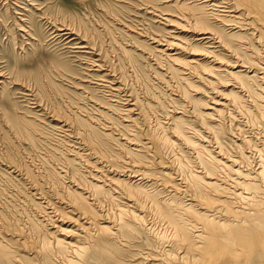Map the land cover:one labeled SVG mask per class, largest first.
<instances>
[{
  "label": "bare ground",
  "instance_id": "6f19581e",
  "mask_svg": "<svg viewBox=\"0 0 264 264\" xmlns=\"http://www.w3.org/2000/svg\"><path fill=\"white\" fill-rule=\"evenodd\" d=\"M4 2L7 9L13 13L14 18L18 17L15 21H17L16 27L19 33L16 31L17 34L14 36L10 33L11 29L7 30L8 43L4 46L6 50L0 49V125L3 126L5 133L11 138L21 137L27 139L29 148L32 150H38L39 147L46 146L56 153L58 147L65 146V149L64 147L61 148V150L64 149L63 152L60 153V150H58L59 157L61 156V159H63L60 164H64L71 171L72 176L67 184L64 175L56 169L57 167L51 163L49 164L48 159L44 157L45 159H42L43 167L45 163L48 166L42 168L44 170L42 175L39 173L34 175L38 181H32L28 172L24 171L18 164L0 158V166L2 167H0V179L13 183L23 189L22 191L25 194L22 183L26 182L24 180L26 175L31 184L30 187L28 186L29 193L24 196H27V198L34 197L38 200H35L36 205L43 208L45 220L51 223L54 220H59L57 217L63 214L71 213L75 215V219L78 221L77 228L90 239H99L96 248L97 251L101 250L103 253H106V249L109 247L108 244L104 245V242L100 240L102 233H107L108 238L118 239L121 232L128 233V229H135L129 219L132 220L133 215L138 214L129 211V208L155 205L158 218L173 230L171 245L166 253L171 263H174L173 260H178L180 262L188 261V263L185 262L186 264H189V262L191 264H264V223H262L264 215L259 214H264V201L258 200L264 195V161L260 160L259 164L256 165L253 172L254 176L251 175L252 172L251 174L246 172L245 175L248 177H240L244 170H242V165L239 164L237 159L242 162L248 159L242 152L241 145L237 146L240 155L235 156L223 152L218 147L220 157L229 162V164H226V162L221 161V158L220 160L217 158V161H215L220 162V178L212 175L217 172L212 171L213 165L205 159V161H200L204 164L206 170L202 167L203 170L191 173V182H188V175L187 177L174 176L175 181L170 178L162 181V186L159 189L171 194V198L178 196L185 199V201L182 199L185 204L179 206L175 214L178 216L185 215L187 220L195 222L194 234L189 238L184 231L179 232L178 227L174 225L175 215L171 211L157 206L160 204L156 202L154 194L148 191L149 188L161 184V182L149 177V173L145 171L144 167H140L138 161L130 160L123 165H113L108 156L101 151L100 146L97 147L99 139L93 137L94 134L97 136L100 134L107 138L109 142H118L120 146L126 149L128 156L145 154L150 159H154V156L158 154L157 149L159 146L158 144L156 146L155 139L151 134L145 133L143 138L145 141L137 145L138 148L131 147L132 144L135 145L133 138L124 136L126 129L134 127L136 121L146 118L145 112L147 111L144 112L145 107L141 104L142 99L140 101L133 96L132 91L126 90L123 83H125V76L127 75H125L123 65L120 63L123 60H120L123 56L128 55L129 58L132 57L133 60L131 61L137 64L142 58L140 56L142 50L149 51L157 58L168 61L169 74L172 76L177 75L185 82H191V79L185 76L193 74L199 80L203 79L211 85L224 83L223 86H231L232 89H246L243 91L250 98L248 104L244 105V101L241 99L242 96L238 95L241 92L240 90L238 92L233 90V97H235V100H242V102L239 101L242 113L244 112V114L251 117L252 122L258 118L264 130V101L262 100L264 86L261 82V76L264 77L261 70L263 69L264 72V68H258L259 71L255 69L260 62H257L253 55V53H256V55L259 53L264 54V0H162L160 2L134 0L133 3L135 4L145 5L146 13L153 14L155 19L157 17L158 20H163V22L158 21L162 24L163 30L159 31V27L155 26L153 27L156 31L155 35L146 32L150 34V37L143 35L142 31H135L136 25L133 26L127 24V22L122 23L113 14L114 18L109 17V21L102 22L103 28L97 30L99 25L98 22L95 23L96 19L90 21L86 17H80L65 10L63 0H5ZM117 2L119 1L90 0L86 5L90 9L92 7L96 9V6H98L103 14L107 15L106 11L111 10H108V8L112 4L119 8H125L122 5H117ZM26 3L33 10L26 8L24 6ZM142 7L144 8V6ZM0 17L3 20L2 25L6 26V18ZM43 18L48 25L52 26L50 27L52 29L51 33L56 38L60 41L63 38L67 40L64 44L68 50L73 52L71 56L73 59L65 58L52 50L47 54L48 51L43 48L44 41L41 33L44 25L43 23L41 25ZM177 19H179V23L180 20L184 21V24L180 23L181 25H178ZM148 20L151 19L148 18ZM153 22H156V20H153ZM107 24L114 33L125 39L122 45L121 42L117 44L113 40L110 42L115 47L113 49L118 53L117 56L116 53H112L114 50H110L111 47H108V43H105L104 40V38L106 39L104 36L108 34L107 28H105ZM16 36H19L20 39ZM233 38H238L239 41L233 43ZM108 39L111 40L110 37ZM185 44H187L188 50L185 48ZM127 47L131 49H127ZM16 49H19L21 54L26 55V57L22 55L25 59L18 57ZM109 50L112 54L109 53ZM137 50L140 51L137 52ZM27 51L29 52L26 53ZM182 52L191 56L182 58L180 57ZM44 53L47 54L49 60H46ZM252 55L254 57H251ZM113 56L116 57V60L113 59ZM227 56H232L233 60H228ZM33 61L34 63H32ZM129 65L132 67L131 64ZM185 70L189 72L184 73ZM260 71L261 76L259 75ZM199 76H201V79ZM10 83L20 86L21 97L25 102L32 100L33 105L26 106V108L19 106L8 90V84L11 86ZM52 87L63 92L69 98L68 103L72 108L66 104L70 108L69 111L67 110L70 113L69 116H62L50 110V108L48 109L47 104L43 103L44 95H47L46 92L50 93L49 90L53 89ZM100 88L106 89L109 97H101L102 94H97V90H100ZM86 93L93 100L89 106V102H85L87 96L84 97L83 95ZM120 93H127L128 99L126 98L124 103L120 101ZM121 96L123 97V95ZM122 100L124 99L122 98ZM228 102L230 101L225 100L222 103L215 104H220L226 108ZM147 104L154 108L159 105V102L153 100V104ZM88 109L92 114L89 113V117H84L83 112L87 114ZM174 113L176 112L174 111ZM179 113L178 116L171 114L173 122L176 123L177 119V123L183 124L184 121H188L186 117L191 116L184 110L182 112L180 110ZM236 113L238 112L236 111ZM115 121H118L119 124ZM99 124L102 125V130L99 128ZM158 124L160 125V123ZM180 124H174L171 129L178 132L187 141L190 136L183 134L182 130L177 131L176 129V127H180L177 126ZM164 129L167 128L164 127ZM242 129L241 131H243ZM230 130L232 131V129ZM55 131L62 133V139L60 138L61 140H58L54 145L49 143L50 146H47L49 144L45 143L46 136L51 137ZM221 131L220 128V133ZM239 133H241L240 130ZM242 133L244 134V132ZM113 145L115 146V144ZM145 147H150L146 150L147 152ZM34 153L35 155L39 154V150ZM116 154L121 156L120 152H116ZM223 155H228V158ZM79 160L84 161L85 166L91 171L90 175L87 174L89 176L87 182L81 174L74 171L75 168L77 170ZM159 162L160 171L168 178V175L172 173L167 172L169 169L167 162H163L162 159ZM64 166L61 167L64 169ZM61 169L60 171H62ZM64 171L67 172V170ZM48 172L51 176L53 175L54 179L59 181V187L62 190L57 193L53 191L52 195H58H55V199L51 198L52 196L47 192L51 197H48L46 202L44 201L47 206L51 205L48 208L52 212L57 208L60 216L56 218H52L55 215L52 216L49 211L48 213L46 211L47 207L39 202V195L42 196L41 193H44V181L48 178ZM199 173L203 174V178ZM239 178H241L240 181H238ZM129 179L131 181L134 179L135 182L138 180L139 182L132 186V183H128ZM213 181L219 182L220 185ZM70 195L73 198H70ZM102 201L117 207V217L114 219L102 217L99 213L103 211L104 204L102 205ZM188 212H192L193 216L186 215ZM126 213H130V216H122ZM2 223L6 225L0 217V230L2 229ZM6 227L8 226L6 225ZM44 234L49 236L47 232ZM128 238H122L125 241H122L123 247L127 250ZM17 239L23 241V236H19L15 240ZM7 241L11 242L9 239ZM59 243L64 249L77 248L74 253H79L77 251L79 250L78 243L67 239L59 240ZM7 248H10V244L0 238V264H22L26 261L25 257L20 256L15 260V263L11 262ZM174 249L178 252H173ZM95 254L98 257V254ZM145 258V264L156 260L151 256V253H147ZM105 259H107V256L103 260ZM121 264L129 263L123 262Z\"/></svg>",
  "mask_w": 264,
  "mask_h": 264
},
{
  "label": "rangeland",
  "instance_id": "374dc122",
  "mask_svg": "<svg viewBox=\"0 0 264 264\" xmlns=\"http://www.w3.org/2000/svg\"><path fill=\"white\" fill-rule=\"evenodd\" d=\"M4 1L5 0H0V16L6 18L5 23L7 24L6 26L2 25L1 22L3 20L0 17L1 19L0 49L6 50L4 47L8 43L7 42L8 35L6 34V31L11 29L10 31L11 35L14 34L15 36V34H17L16 33L17 21L15 20L18 19V17L16 16L17 17L16 19L14 18L13 13L7 9V5L5 4ZM63 1H64L63 3H65V10L71 13H75L80 17H86L90 21L96 19L95 20L96 22L95 21L93 22L95 23L98 22L97 24L99 25V27L97 28V30L98 29L101 30V28H103V23L105 22V20L109 21V17H113L112 14L114 15V17L122 21V23L127 22V24H131L133 26L136 25L135 26L136 28L134 30L138 32L142 31L143 35H146V37H148L150 34L155 35L156 31L155 28H153L155 26L159 27L158 29L159 31L163 30V27H161L162 24L158 22V21L163 22V20L162 19L158 20L159 18L157 17L155 19V16H153V14L150 15L151 13H146L145 5H142L140 3L135 4L133 3L134 0H118L119 2H117V5L119 6L122 5L125 8L123 7L119 8L112 4L108 8V10L109 9L111 10H109V12L106 11L107 15H104L103 11L100 10L98 6H96V9L94 7H92L91 9L88 8L86 4L90 0H63ZM120 1L127 2L128 4L122 3ZM154 1L160 2L162 0H154ZM26 4H24L26 8L32 9L28 5V3ZM142 6H144V8ZM148 18H150L152 21L148 20ZM153 20L154 21L156 20V22H153ZM178 20L179 19L176 20L177 24L179 23ZM183 22L184 21L180 20L181 24H184ZM180 23L178 25H181ZM41 25H43L41 29L42 31L41 33L44 41L43 48L48 51L47 54H49V52L52 50L53 52H56L65 58L67 57L73 59L71 57L73 52L68 50V48H66L64 44L65 41L67 40L63 38V40L60 41L58 38H56V36H54V34L51 33L52 29L50 27L52 26L50 24L48 25V23L44 18L42 19ZM105 28H107L108 34L107 36H104L106 37V39L104 37L103 38L105 40V43H108V47L109 46L111 47V49L110 48L108 49L112 51L115 49V47H113V45L110 43L112 42V40L114 42H117V44L121 42L120 43L121 45L123 42H125V39L119 36L117 33H114V31L111 30V27H108V24ZM144 28H146L145 29L146 31L144 30ZM17 32L19 33V31ZM146 32L150 34H147ZM112 35L114 36V38ZM50 36L52 37L50 38ZM118 36L120 37V39H118L119 38ZM108 37L111 38L110 41ZM16 38L20 39L19 36L18 37L16 36ZM232 41L233 43H236V41H239V39L233 38ZM185 46H186L185 48L188 50L187 44H185ZM127 49H131V48L127 47ZM110 50H109L110 54L116 53L115 55L117 56L118 53L115 52V50L112 53L110 52ZM18 51L19 49H16L19 58L23 56L26 57V55L21 54V51L19 52ZM139 51L140 50H137V52ZM28 52L29 51H27L26 53ZM47 54L44 53V56L46 60H49L47 58ZM152 55L153 54L150 53L149 51L142 50V54L140 55L142 56V58H140V62L141 61L142 62L141 63L137 62V64L136 62L134 63L133 61H131L133 59L132 57L129 58L128 55L123 56L122 59L120 58L121 59L120 61L123 60L120 63L123 65L125 75H127L125 76V81H124L125 83H123L125 85L126 90L132 91L131 93L133 94V96L138 98L140 101L142 99L141 104H143L142 106L145 107L144 112L147 111L145 112V115H147L145 116L146 118L140 119L141 121L140 120L136 121L134 127L126 129V133L124 136L128 138H133L134 139L133 143H135V145L132 144L131 147L138 148L137 145H140L145 141L143 140L145 133L151 134L152 137L155 139L156 146L157 144L159 146L157 149L158 154L154 156V159H150V157L142 153H140L142 155H138V156H134V155L128 156V154H126V149L120 146L118 142L110 141L111 142L110 143L109 141H107V138H105L100 134H98V136L94 134L93 137L99 139V143L97 144V147L100 146L101 151H103V153L108 156V158L111 160V163L113 165L116 164L123 165L130 160L138 161L140 167L142 168L144 167L145 171L149 173L148 174L149 177H151L152 179L159 180V182H161V184H156L153 187L149 188L148 191L154 194L156 202L160 204L157 206H161L163 209L171 211L175 215V219L173 221L175 223L174 225L178 227L179 232L184 231V233L187 234L190 238V236L193 235L195 231V226H196L195 222L187 220L185 215L178 216L175 214L176 210L179 209V206L185 204L184 202L185 199L180 198L178 196L171 198L170 197L171 194H168L164 190L159 189L162 186V181L165 179L169 180V178L172 181H175L174 176L187 177L188 175L189 176L188 182H191V177H190L191 173L195 171L203 170L202 167H204V170H206L205 169L206 167L200 161V160L205 161V159L209 160L210 161L209 164L213 165L214 168L212 171L217 172L212 175H215L216 177L220 178V162L218 163L215 162L217 161V158L218 160H220L221 158L219 148H221L223 152H228L235 156V155H240V150L237 148V146L240 145L242 147V152L248 157V159L245 160L244 162H242L240 159H237L239 164L242 165V170L245 171V172L243 171V174H241L240 177H248L245 175L246 172H249L250 174L252 172L251 175L254 176L253 173L255 171L254 168H256V165L259 164L260 160L264 161V130L263 127H261L258 118L252 122L251 117L244 114V112L242 113V110L239 107L240 106L239 103L242 102V100L244 101V105L250 102L249 101L250 98L248 97V94L245 91H243L246 89H242V88L232 89L231 86H223L225 85L224 83H221L222 86L220 85V83L211 85L205 82V80L201 79V76H199L201 79L199 80L197 77H195V75L193 76V74L189 76H185L191 79V82L188 81L185 82L184 80H181L179 76L177 75L172 76L171 74H169L170 69H169L168 61L161 58H157L156 56L154 55L152 56ZM253 55L251 57H254L257 62H260L258 63V66H256L255 69L264 68L263 65L264 59H262L264 58L263 57L264 54L259 53L257 55L260 56H257L256 53H253ZM189 56L191 55L184 52H182L180 55V57L182 58H188ZM24 57L22 59H25ZM197 57L199 58L200 56ZM227 58L228 60H233L232 56H227ZM113 59L116 60V57L113 56ZM155 60H157L159 64L155 62ZM114 62L116 63V61ZM132 62L134 63V66ZM32 63H34V61ZM129 64H131L132 67H130ZM259 70L260 69H258V71ZM261 71L264 74L263 69ZM261 71L259 72L260 76H261L260 74ZM187 72L189 71L188 70L184 71V73ZM261 78H262L261 79L262 85L264 86V81H262L264 77L261 76ZM17 86L18 85L15 84L13 85L11 84V86L8 84V88H9L8 90L10 91L14 101H16V103L22 108H26V106L33 105L32 100H30L31 102L24 101V99L20 95L19 88L21 87L20 86L17 87ZM187 87L188 89H186ZM100 90H97V94L100 95L102 94L101 97H109L108 96L109 93L108 91L106 92V89L103 90V88H100ZM233 90L236 92H238L239 90L241 91L238 94L242 96L241 101L240 99L235 100V97H233V92H234ZM49 92L50 93L46 92L47 95H44L43 98L44 99L43 103L47 104L46 107L48 109L50 108V110H53L62 116H69L70 113L68 111L71 108L70 103H68L69 98L66 97V95L63 94V92L55 90V87L53 89H50ZM127 93H120L121 95H123V97L119 95L120 101L121 102L123 101L122 103L126 101L125 100L126 98L128 99ZM262 94H263L262 100L264 101V93ZM83 95L84 97L87 96L85 97V100H87L85 102L86 103L89 102L88 106L92 104L91 101L93 100L91 99L90 95L87 93ZM122 98L124 100H122ZM153 100L159 102V105L158 106L156 105L154 107L156 109L148 106L147 104V103L153 104ZM225 100L230 101L228 102L229 104L227 103V106H225L226 108L222 107L220 104H215V103H222ZM230 103L234 105H231ZM66 104H68L70 108ZM213 108H215V110H213ZM179 109L181 110V112L184 110V112H187L188 115H191L188 118L186 117L188 121H184L183 124L177 123V119H176V123L172 121L173 117L171 116V114L178 116L180 114ZM235 110L238 113H236ZM238 110H240L241 112ZM174 111L176 113H174ZM86 113L88 114V116L84 112H83L84 114L83 116L89 117V113L91 112H89L88 109V112ZM115 122L119 124L118 121ZM158 123H160V125ZM174 124H180L177 125L180 126L179 128L176 127L175 125L177 131L182 130L183 134L190 136L189 140L186 141L185 139H183L182 135H180L175 130L173 131L171 129V127L172 128L174 127ZM209 124H211V126H209ZM99 125H100L99 128L102 130L103 129L101 128L102 125L101 124ZM162 125L167 129H164ZM220 128L222 129L221 133H220ZM230 129H232L233 132ZM241 129L243 131H241ZM239 130L241 133H239ZM55 132H53L54 136L53 135L51 137L48 135L46 136L45 143L48 144L52 143L54 145L55 143H57L58 140L62 139L63 136L62 133L61 132L59 133L58 131ZM242 132H244V134ZM242 140L243 142H241ZM50 144L47 146H50ZM113 144H115V146ZM62 147H64L65 149V146L58 147L60 153L64 151V149L61 150ZM149 148L150 147H145V151L148 150ZM38 150L40 156L39 154L35 155L34 153L37 152ZM38 150L30 149L29 141L27 139L21 137H17L14 139L11 138L9 135H7V133H5L3 126L0 125V158L1 159L5 161H12V163L18 164L24 171L28 172L32 181H38L34 175L35 174L38 175V173L40 175L43 174L44 170L42 168L44 167L46 168L48 164L45 163L43 167L42 159L46 158L48 159L47 161L49 164L51 163L53 166L57 167L56 169H58V171L61 172L62 175H64V179L68 184L67 181H70L69 179H71L72 174L70 173L71 171L64 166V164L63 165L60 164L63 159H61V156L59 157L60 153H58V150L56 153H54L52 150H49V148H47L46 146L39 147ZM116 152H120L121 156H118ZM146 154L151 155L150 153H146ZM127 156L128 158H126ZM224 157L228 158V155ZM160 159H162L163 162H167L169 166L167 172L172 173L171 175H168V178L165 177L163 173L160 171L159 168ZM221 161L226 162V164H229V162L226 161L225 158H221ZM78 163L81 165H79ZM78 163H77V170L74 166L75 168L74 171L77 172V174H81V176H83L84 180H86L87 182V180L89 179V176L87 174L90 175L91 171L87 166H85L84 161L79 160ZM61 166H64V169ZM60 169L65 174H63L62 171H60ZM64 170H67L68 173L65 172ZM68 174L70 175V177H68L69 176ZM199 175L202 176L203 178L202 173H199ZM25 177L26 178L24 180H26V182L25 183L21 182L23 184L25 194L22 191L23 189H20L19 187L15 186L13 183L11 184L10 182L5 181V179H0V186H1L0 187L1 188L0 217L2 222L4 221L5 224L8 226L6 227V225H3L2 223V229L0 230V238H3L4 240H6L8 244H10V248H7V250L10 253L11 262L15 263V260L17 258L23 256L25 257L26 261L23 262L22 264H121L123 262H128L129 264L130 263L138 264V262L140 264L141 262V264H145L144 263L146 261L145 256L147 255V253H151V256L154 257L156 260H153V262L151 261L148 264H186L185 262L188 263V261L180 262L178 260H173L174 263H171L169 257L167 258L166 253L171 245V235L173 230L166 223H164V221L158 218L155 205H145V207L135 206V208L132 209L129 208V211L138 214V215H133L134 217L132 220L129 219L131 225L135 229L132 228L128 229V233L121 232V235L118 237V239L108 238L107 233L106 234L102 233L101 234L102 238L100 240L104 242V245L108 244L109 247L108 249H106V253H103L101 250L97 251L96 248L99 239L97 238L95 240L93 238L90 239L89 237L86 236V234H84V232H82L77 228L78 221L75 219L76 218L75 215L71 213H67L60 216V213L57 211V208L52 212L49 209L51 205L47 206L45 204V202L48 200V197L52 196L51 198L55 199L56 196H58L56 194H55L56 196L54 194L52 195V193L54 192L57 193L58 191L59 192L62 191L59 187L60 186L59 181L57 179H54L53 175L51 176L49 172L47 173L48 178L46 181L48 182L44 181V187H43L44 193H41L42 196L39 195L41 200V201L39 200V202H41L42 204H44V206L47 207L46 211L47 212L49 211L52 214V216L55 215L52 218H56L57 216H60L57 217V219L59 218V220H54V222L51 223L48 220H45V217H43V208H40V206L36 205L35 202L36 199H34V197H29L31 198L29 199L27 198V196H24L27 193H29L28 192V190H30L29 185L31 184V181H28L29 178H27L26 175ZM240 179L241 178H239L238 181H240ZM137 182L139 181L137 180ZM137 182H135L134 179H132V181L131 179L128 180V183L130 184L132 183L131 184L132 186H135ZM213 182H216L220 185V183L217 181H213ZM26 184H27V191H26ZM47 192L50 193L51 196H49ZM44 195H46L45 197L47 198H45ZM263 196L258 200L264 201ZM26 198L29 200H27ZM70 198H73V196L70 195ZM173 202L174 204H172ZM102 205H103V211L99 212L102 215V217H105L106 219L107 218L114 219L115 217H117L118 215L117 214L118 210H116L117 207H115L110 203L106 204L103 201H102ZM161 207L159 208L161 209ZM208 214L212 215L210 212H208ZM259 214L264 215L263 213H259ZM186 215L191 217L193 216L192 212H188ZM122 216L124 217L130 216V213H126ZM262 223H264V218L262 219ZM46 232L49 234V236L44 234ZM19 236H23V241H19L18 239L15 240ZM122 238L123 239L128 238L129 241L128 250L125 247H123V242L125 241ZM7 239H9V241L11 242H8ZM62 239H67L78 243L79 250L77 251H79V253H74L77 248L64 249V247H62L59 243V240ZM173 252L177 253L178 251L174 249ZM95 253L98 254V257L96 256ZM106 256L107 259L103 260ZM189 264L191 263L189 262Z\"/></svg>",
  "mask_w": 264,
  "mask_h": 264
}]
</instances>
